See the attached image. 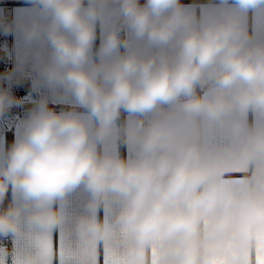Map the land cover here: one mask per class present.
<instances>
[{
  "label": "clouds",
  "instance_id": "obj_1",
  "mask_svg": "<svg viewBox=\"0 0 264 264\" xmlns=\"http://www.w3.org/2000/svg\"><path fill=\"white\" fill-rule=\"evenodd\" d=\"M39 17L28 35L46 36L52 46L44 73L70 91L96 118L95 140L89 121L75 111L57 112L39 101L0 163V200L11 186L22 203L0 212V233L16 231L25 204L34 205L28 220L39 226L61 221L53 205L84 184L93 206L116 198L123 201L119 219L138 242L135 258L160 237L175 238L184 247L162 264H191L193 231L206 215L217 213L214 232L220 235L237 220L248 226L264 224V200L255 192L237 195L222 179L223 157L197 138L202 119L249 109L264 110V41L247 30L240 11L229 10L196 20L181 0H32ZM225 6L228 0H221ZM241 11L264 0H234ZM118 11V21L111 22ZM111 22L99 46L102 59L86 67L97 24ZM123 27L160 51L143 55ZM175 45L172 51L169 46ZM124 51L120 52L121 46ZM217 87L198 92L209 82ZM242 84L243 86H238ZM15 97L0 91V113ZM145 125L138 123L141 150L127 158L101 154L96 141L107 137L121 110L147 113L161 103ZM264 157V129L253 132L246 149ZM264 183V174L261 175ZM85 233L99 236L109 226L95 218L81 221Z\"/></svg>",
  "mask_w": 264,
  "mask_h": 264
},
{
  "label": "crops",
  "instance_id": "obj_2",
  "mask_svg": "<svg viewBox=\"0 0 264 264\" xmlns=\"http://www.w3.org/2000/svg\"><path fill=\"white\" fill-rule=\"evenodd\" d=\"M12 23L0 21V47L9 50L13 68L0 76V91L10 90L15 97L11 107L0 113V163H6L7 154L15 138L20 134L29 117L36 110L40 100L46 99L48 107L60 111H75L90 123L93 139L96 118L90 110L81 105L76 97L59 83L49 81L44 67L51 61L52 46L46 36H29L27 29L40 18L32 0H12ZM145 0H140L143 4ZM190 6L197 21L213 14H220L225 7L240 11L247 30L256 41H264V4L246 12L237 8L234 0L225 6L221 0H181ZM87 3V0H85ZM7 8H5L6 10ZM119 19L118 11L112 21ZM111 22H100L96 38L90 51L86 67L91 68L102 57L99 46L103 34ZM120 35L147 56L160 51L156 45H149L123 27ZM169 46V51L175 45ZM124 51L122 45L119 49ZM31 78V90L18 91L16 77ZM238 86H243L242 84ZM217 87L209 81L199 93ZM170 104L161 102L156 109L147 113H132L121 110L114 121L110 134L96 141L101 154L115 153L132 158L139 154L141 142L133 130L142 131L138 123L143 119L146 125L159 110H167ZM264 129V110H234L220 119H202L196 125L197 138L207 149L223 157L222 179L233 187L237 195L255 192L264 200V157L250 156L246 149L252 142V134ZM9 194V196H8ZM93 197L88 188L81 184L56 202L53 207L61 211L62 219L50 226H39L28 220L34 207L25 204V213L16 231L0 233V264H162L166 259L179 255L183 242L175 238L160 237L145 246V252L135 258L138 242L134 233L120 219L123 201L113 198L108 203L93 206ZM22 197L14 194L11 186L0 200V212L10 206L22 203ZM217 213L203 216L193 231L191 264H264V224L248 226L237 220L220 235L214 232ZM94 216L109 226L104 235L93 236L84 232L81 221Z\"/></svg>",
  "mask_w": 264,
  "mask_h": 264
},
{
  "label": "built area",
  "instance_id": "obj_3",
  "mask_svg": "<svg viewBox=\"0 0 264 264\" xmlns=\"http://www.w3.org/2000/svg\"><path fill=\"white\" fill-rule=\"evenodd\" d=\"M5 8H7L5 10ZM0 21L12 23L13 21V1L0 0ZM12 61L10 59L9 50L0 47V76L7 74L11 69ZM18 91L31 90L33 83L30 77L19 75L16 77ZM9 196V194H8Z\"/></svg>",
  "mask_w": 264,
  "mask_h": 264
},
{
  "label": "trees",
  "instance_id": "obj_4",
  "mask_svg": "<svg viewBox=\"0 0 264 264\" xmlns=\"http://www.w3.org/2000/svg\"><path fill=\"white\" fill-rule=\"evenodd\" d=\"M5 196H6V194H5ZM5 196H4V197H5ZM4 197H3V198H4Z\"/></svg>",
  "mask_w": 264,
  "mask_h": 264
}]
</instances>
